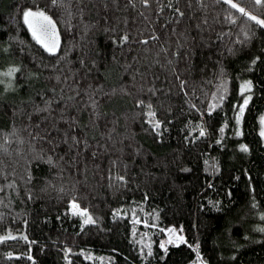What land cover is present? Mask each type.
Instances as JSON below:
<instances>
[{
	"label": "trees",
	"instance_id": "16d2710c",
	"mask_svg": "<svg viewBox=\"0 0 264 264\" xmlns=\"http://www.w3.org/2000/svg\"><path fill=\"white\" fill-rule=\"evenodd\" d=\"M4 73L0 264H264V27L217 0H0Z\"/></svg>",
	"mask_w": 264,
	"mask_h": 264
},
{
	"label": "snow or ice",
	"instance_id": "6c2138e0",
	"mask_svg": "<svg viewBox=\"0 0 264 264\" xmlns=\"http://www.w3.org/2000/svg\"><path fill=\"white\" fill-rule=\"evenodd\" d=\"M218 3H223L227 5L231 9H235L237 12H239L242 16L247 17L248 20L254 21L256 24H258L261 27H264V20L258 19L256 16H252L249 13L245 11L244 8L238 7L237 3H234L233 0H217ZM256 5H259L261 7H264V0H254ZM53 5H56L58 3V0H52ZM143 3L145 6H147V0H143ZM182 16L183 13H180ZM24 21L29 26L30 30L32 31L33 37L37 40L38 43L41 44L42 47H44L45 51H47L50 55H55L56 50L58 48L59 41L56 36V26L52 19L47 16L42 11L33 12L31 10H27L23 13ZM228 19L231 21V23H235L236 21L231 19L229 16ZM36 21H39V25L35 23ZM125 41H127V36L123 37ZM153 39H156L155 36H153ZM143 43H147V41H143ZM15 71V70H12ZM8 75H11L9 73ZM245 89L250 87V84H246L243 86ZM247 105V99L245 100V105ZM244 108H240L241 115L243 114ZM156 127H159V124L156 125ZM223 131V130H221ZM200 135H204L203 130H201ZM262 135H264V132H262ZM246 151V149H243ZM74 209H77L78 206L73 205ZM79 215L87 217L84 220L85 224L93 223L92 218L90 216H87L86 212H79ZM170 232L175 234V230L170 229ZM178 240L182 241V237H177ZM173 241L170 239L169 243H172ZM161 247H164L162 244ZM150 254V253H149Z\"/></svg>",
	"mask_w": 264,
	"mask_h": 264
},
{
	"label": "rangeland",
	"instance_id": "374dc122",
	"mask_svg": "<svg viewBox=\"0 0 264 264\" xmlns=\"http://www.w3.org/2000/svg\"><path fill=\"white\" fill-rule=\"evenodd\" d=\"M29 10H31V9H29ZM27 11V10H26ZM31 11H33V12H37L36 10H31ZM43 12V11H42ZM45 13V12H44ZM47 16H49L51 19H52V21L54 22V20H53V17L51 16V15H49V14H47V13H45ZM36 24H37V26L39 25V21H36L35 22ZM29 27V26H28ZM30 29V28H29ZM31 31V30H30ZM32 32V31H31ZM56 36H57V39H58V41H59V44H60V40H61V37H60V35H59V33H58V31H57V29H56ZM59 44H58V48H59ZM58 48H57V50H58ZM56 50V51H57ZM9 73H4V74H2L1 75V77H0V82H2L4 85H8V83H9V80L11 79V76L10 75H8ZM246 84H249V83H244L243 85H242V92L243 93H245V95H244V101H243V103H244V105H245V100L247 99V104H248V102H249V100H250V97H251V93L249 92V90H250V88L251 87H249V88H247V89H245L243 86L244 85H246ZM260 122H261V127H260V132H261V137H262V140H263V143H264V135H262V132H264V114H263V116H262V118H261V120H260ZM73 205H76L77 206V204H76V202H72L71 203V207L73 208ZM73 210H75L76 212H86V210L84 209V208H77V209H74L73 208ZM87 216H89V215H87ZM87 217H85V219H86ZM177 237H182L183 238V240L182 241H180V240H178L177 239ZM172 240L173 242L172 243H176V244H178V243H181V242H183L184 241V237L177 231V230H175V234H173L172 232H170V231H168V237H167V242H169V240Z\"/></svg>",
	"mask_w": 264,
	"mask_h": 264
}]
</instances>
